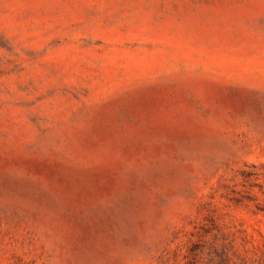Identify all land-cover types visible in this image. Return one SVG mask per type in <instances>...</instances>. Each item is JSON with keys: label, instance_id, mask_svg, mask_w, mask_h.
Wrapping results in <instances>:
<instances>
[{"label": "rangeland", "instance_id": "rangeland-1", "mask_svg": "<svg viewBox=\"0 0 264 264\" xmlns=\"http://www.w3.org/2000/svg\"><path fill=\"white\" fill-rule=\"evenodd\" d=\"M0 264H264V0H0Z\"/></svg>", "mask_w": 264, "mask_h": 264}]
</instances>
